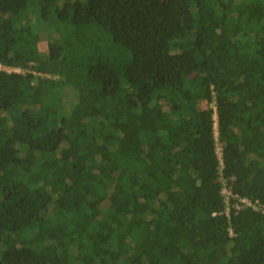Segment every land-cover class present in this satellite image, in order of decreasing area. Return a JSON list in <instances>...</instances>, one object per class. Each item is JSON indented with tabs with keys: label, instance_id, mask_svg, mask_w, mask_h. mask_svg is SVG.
Segmentation results:
<instances>
[{
	"label": "trees",
	"instance_id": "obj_1",
	"mask_svg": "<svg viewBox=\"0 0 264 264\" xmlns=\"http://www.w3.org/2000/svg\"><path fill=\"white\" fill-rule=\"evenodd\" d=\"M0 64V264H264V0H0Z\"/></svg>",
	"mask_w": 264,
	"mask_h": 264
},
{
	"label": "built area",
	"instance_id": "obj_2",
	"mask_svg": "<svg viewBox=\"0 0 264 264\" xmlns=\"http://www.w3.org/2000/svg\"><path fill=\"white\" fill-rule=\"evenodd\" d=\"M0 71H5L8 73H17V74H24V73H32L40 78H48V79H57V77H52L49 74L45 73H40V72H35L33 70H30V67L28 68H13L11 66H6L0 64ZM219 151V152H218ZM216 153L219 159L220 167L219 170L222 169V163H221V146L219 149L216 148ZM220 184H221V195L224 198V204H225V209H224V214L225 217L230 219V211L234 210L235 213L237 214L239 211H242L244 209H251L253 211H261L263 209V205H261L258 200H252L247 197H241L238 195H234L231 192L230 186L226 180H223L222 178H219ZM229 234L232 235V230L229 229Z\"/></svg>",
	"mask_w": 264,
	"mask_h": 264
},
{
	"label": "rangeland",
	"instance_id": "obj_3",
	"mask_svg": "<svg viewBox=\"0 0 264 264\" xmlns=\"http://www.w3.org/2000/svg\"><path fill=\"white\" fill-rule=\"evenodd\" d=\"M41 46L44 50V47H45V44H46V38H45V35L42 36V39H41ZM202 107H204V104L202 105ZM214 135H215V140H216V148L219 149L220 148V143H219V139H218V132H217V126H216V123L214 125ZM219 152V151H218Z\"/></svg>",
	"mask_w": 264,
	"mask_h": 264
}]
</instances>
